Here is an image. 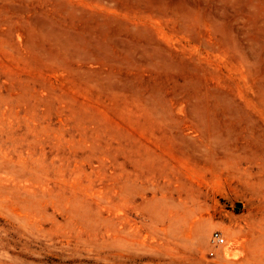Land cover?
I'll return each instance as SVG.
<instances>
[{"label": "rangeland", "instance_id": "1", "mask_svg": "<svg viewBox=\"0 0 264 264\" xmlns=\"http://www.w3.org/2000/svg\"><path fill=\"white\" fill-rule=\"evenodd\" d=\"M0 264H264V0H0Z\"/></svg>", "mask_w": 264, "mask_h": 264}, {"label": "built area", "instance_id": "2", "mask_svg": "<svg viewBox=\"0 0 264 264\" xmlns=\"http://www.w3.org/2000/svg\"><path fill=\"white\" fill-rule=\"evenodd\" d=\"M214 238L216 239L218 244H222L224 242V239L219 237L217 233H214Z\"/></svg>", "mask_w": 264, "mask_h": 264}, {"label": "water", "instance_id": "3", "mask_svg": "<svg viewBox=\"0 0 264 264\" xmlns=\"http://www.w3.org/2000/svg\"><path fill=\"white\" fill-rule=\"evenodd\" d=\"M241 205L239 203L236 204V207H240Z\"/></svg>", "mask_w": 264, "mask_h": 264}]
</instances>
